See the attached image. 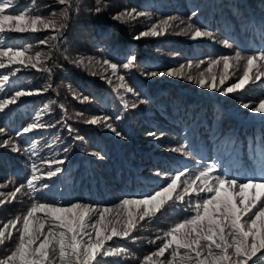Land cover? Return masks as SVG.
Returning <instances> with one entry per match:
<instances>
[{"label":"trees","instance_id":"trees-1","mask_svg":"<svg viewBox=\"0 0 264 264\" xmlns=\"http://www.w3.org/2000/svg\"><path fill=\"white\" fill-rule=\"evenodd\" d=\"M15 2L19 7L34 8L46 17L62 7L56 0ZM75 4L78 7L74 6L69 12L56 48L49 47L51 40L48 44L39 43L55 35L53 30L39 25L36 31L6 32L0 36V44L32 45L27 54L39 51L50 57L40 67L51 69L49 73L19 66L20 71L10 75L6 87L0 90L2 98L18 87L42 89L21 97L16 105L10 106V135L21 151L0 147V193L4 194L0 200L5 201L0 204V225L22 215L31 205L32 200L24 194L27 188L17 193L14 200L7 194L20 183H26L33 163L37 166V175L41 176L38 183L49 185L48 189H39L44 195L37 194V199L65 207L74 202L101 209L110 207L113 213L120 211L118 206L122 199L154 193L165 186L176 171L182 168L196 171L201 156L204 160L210 156L219 160L240 179L252 175L251 169H256L259 177V169L264 166V116L243 108V104L257 106L264 100V78L227 96L213 89H202L195 80L201 74L208 80L213 75L218 80L224 75L223 62L210 65L211 60L235 57L237 51L246 55L264 48V0H75ZM97 6L101 8L99 12L95 10ZM132 8L148 12L150 16L131 21L113 18ZM194 11L197 15L192 17ZM168 17L182 18L184 23H180V19L168 21L171 26L167 32L139 40L134 38L153 24L163 28ZM189 22L213 32L215 39H192L190 33L184 32ZM224 38L234 42L233 48L220 42ZM129 54L136 56L138 67L121 68L119 75L134 74L129 82L141 92L140 99L148 101L146 104L118 88L119 81L110 68L100 67L103 58L122 63ZM80 60L84 63H78ZM190 62L191 68L188 67ZM210 66L211 72L208 71ZM147 68L164 72L172 69L177 75L145 78L140 75V69ZM243 70V62L233 61L222 87L236 82ZM7 71L9 69H0V73ZM188 76L194 79L190 81ZM132 103H137L135 109L130 107ZM125 104L129 107L125 108ZM117 114L124 119L110 122L123 132V139L103 124L87 123L93 116ZM4 119L0 114V121ZM34 121L55 124V127L16 135ZM250 121L255 123H245ZM150 132L156 135L150 136ZM77 135L84 139H75ZM2 140L0 137V142ZM181 144L189 145L196 154L195 160L172 150ZM65 146H69L67 153L63 151ZM96 151L105 158L101 160L92 155ZM65 156L63 173L48 179L45 174L49 165L44 161ZM158 171L162 175L157 176ZM191 214L186 203L169 201L155 216L140 221L128 239L114 237L107 242L124 245L133 255L105 257V260L142 264L144 257L161 244L156 237H163L164 231ZM92 216L95 217L94 212ZM134 236L140 239L133 241ZM16 238L13 231L12 241ZM4 251L0 246V254ZM170 251L161 259L169 258Z\"/></svg>","mask_w":264,"mask_h":264},{"label":"snow or ice","instance_id":"snow-or-ice-1","mask_svg":"<svg viewBox=\"0 0 264 264\" xmlns=\"http://www.w3.org/2000/svg\"><path fill=\"white\" fill-rule=\"evenodd\" d=\"M32 2L34 3V0ZM56 4L62 6L59 12L53 11L46 17L27 5L19 7L15 0H0V36L6 32L36 31L39 25L55 33V35L40 40L39 43L48 44L51 40L53 43L49 47L56 48L62 37V30L66 26L69 12L74 6L78 7L75 0H56ZM95 10L99 12L100 6H97ZM196 15L194 11L192 17ZM148 16L150 13L132 8L117 13L113 18L120 21H131ZM176 19L184 23L182 18L168 17L167 21L163 22V28L160 24H153L148 31L140 32L134 38L139 40L149 35L159 36L162 31L167 32L168 27L171 26L168 21ZM184 32L185 34L190 33L192 39L202 37L215 39L213 32L192 22L187 24ZM220 42L227 48H233L234 42H230L228 38ZM31 47L32 45L17 47L0 44V69H9L5 73H0V90L6 87L10 75L20 71L19 66L47 70L50 73L51 69L40 67L45 59L50 57H45L39 51L34 55H28ZM233 61L236 64L244 63L243 74L230 86L222 87L228 78ZM221 62H223L224 75L219 80L215 75L208 80L201 74V77L195 80L200 88L213 89L227 96L243 90L250 82H259L264 78V48H259L246 55L237 51L235 57L223 56L211 60L210 65H220ZM78 63L83 64L84 61L80 60ZM89 63L91 64V61ZM99 64L102 68H110L112 74L117 76L118 88L132 93L139 103H148L146 99H140L141 92L129 82L134 74L127 75V77L119 75L121 68L131 70L138 67L135 55L129 54L126 62L122 63L114 62L111 58H103ZM14 65L17 67H12ZM188 67H192L191 62ZM208 71H212L211 66ZM140 75L145 78H156L165 75L173 77L177 73L172 69L164 72L147 68L146 70L140 69ZM188 79L191 81L194 78L188 76ZM108 83H112L111 79ZM40 91L42 89L18 87L0 98V114H3L5 118L0 121V137H3L0 147H10L14 152L21 151L20 145L10 135L12 132L8 122L12 111L10 106L16 105L21 97L31 96ZM84 99L87 100L89 97H84ZM124 107L128 108L129 105L125 104ZM130 107L135 109L137 103H132ZM243 108L264 116V100H260L257 106L244 103ZM123 119L124 116L120 114L93 116L87 120V123L103 124L117 137L123 139L125 138L123 132L110 122ZM52 127H55V124L34 121L22 127L16 135L29 133L38 128ZM68 130L72 131L70 126ZM149 135L155 136L156 134L150 132ZM75 139L83 140L84 138L77 135ZM172 150L185 156H191L194 160L196 158V154L190 150L188 144H181ZM63 151L67 153L69 146H65ZM92 155L101 160L105 158L99 151L93 152ZM66 159L65 156L63 159L44 161L49 165L46 177L51 179L62 174ZM31 170L32 174L26 183H20L7 194L10 199L14 200L17 193L27 188L28 191L24 194L30 197L32 203L22 215L0 225V246H3L5 250L3 254H0V264H120L119 261H106L105 257L129 256L133 253L124 245L107 242L112 241L114 237L128 239L140 221L155 216L169 201L173 204L186 203L187 209H190L192 214L174 223L163 232V237L157 236L156 239L161 240V244L158 245L156 251L144 257L142 264H264V166L259 169V177L255 174L256 169H251L252 175L240 179L232 175L219 160L211 156L208 160H204L201 156L196 171L189 168L176 171L166 185L154 193L141 198L122 199L118 206L120 211L115 213L110 207L101 209L82 202H74L65 207L37 199V194L44 195L39 192V189H48L49 185L38 183L41 176L37 175L38 169L35 163L31 165ZM160 175L162 173L158 171L157 176ZM181 177H184V180H181ZM3 195L0 193V196ZM186 197H189L187 201ZM3 203L5 201L0 200V204ZM93 212L95 217L92 216ZM13 231L17 234L15 241H12ZM131 239L135 241L140 237L134 236ZM9 241L12 242L8 243ZM169 249H171L169 258L161 259L165 257Z\"/></svg>","mask_w":264,"mask_h":264},{"label":"bare ground","instance_id":"bare-ground-1","mask_svg":"<svg viewBox=\"0 0 264 264\" xmlns=\"http://www.w3.org/2000/svg\"><path fill=\"white\" fill-rule=\"evenodd\" d=\"M213 128V127H212Z\"/></svg>","mask_w":264,"mask_h":264}]
</instances>
